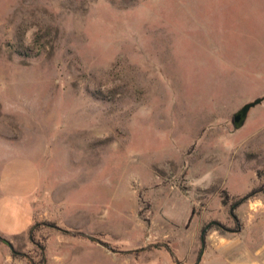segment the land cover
Wrapping results in <instances>:
<instances>
[{"label":"rangeland","instance_id":"1","mask_svg":"<svg viewBox=\"0 0 264 264\" xmlns=\"http://www.w3.org/2000/svg\"><path fill=\"white\" fill-rule=\"evenodd\" d=\"M17 157L37 214L0 264H264V0H0Z\"/></svg>","mask_w":264,"mask_h":264},{"label":"crops","instance_id":"2","mask_svg":"<svg viewBox=\"0 0 264 264\" xmlns=\"http://www.w3.org/2000/svg\"><path fill=\"white\" fill-rule=\"evenodd\" d=\"M39 169L35 160L11 159L0 173V233L5 237L26 234L36 219ZM188 208V207H187Z\"/></svg>","mask_w":264,"mask_h":264},{"label":"water","instance_id":"3","mask_svg":"<svg viewBox=\"0 0 264 264\" xmlns=\"http://www.w3.org/2000/svg\"><path fill=\"white\" fill-rule=\"evenodd\" d=\"M263 99H257L252 103L246 104L239 112H237V114H235L234 118H233V122L236 128H240L244 121L245 118L247 116V113L249 112V110L251 108H253L254 106L260 104L262 102ZM211 227V225L207 226V228L204 230L203 232V237H202V243H203V248L205 246V239H204V234L206 233V231ZM203 253V252H202Z\"/></svg>","mask_w":264,"mask_h":264},{"label":"trees","instance_id":"4","mask_svg":"<svg viewBox=\"0 0 264 264\" xmlns=\"http://www.w3.org/2000/svg\"><path fill=\"white\" fill-rule=\"evenodd\" d=\"M224 203H226V199H224ZM194 213V212H193ZM205 239V238H204Z\"/></svg>","mask_w":264,"mask_h":264}]
</instances>
